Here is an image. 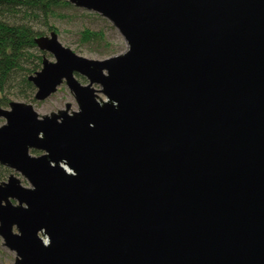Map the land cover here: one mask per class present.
I'll return each instance as SVG.
<instances>
[{
    "label": "water",
    "instance_id": "95a60500",
    "mask_svg": "<svg viewBox=\"0 0 264 264\" xmlns=\"http://www.w3.org/2000/svg\"><path fill=\"white\" fill-rule=\"evenodd\" d=\"M68 1L129 48L91 59L40 35L55 60L35 98L66 82L79 109L0 106V164L31 183L0 181L16 264H264V0Z\"/></svg>",
    "mask_w": 264,
    "mask_h": 264
},
{
    "label": "rangeland",
    "instance_id": "374dc122",
    "mask_svg": "<svg viewBox=\"0 0 264 264\" xmlns=\"http://www.w3.org/2000/svg\"><path fill=\"white\" fill-rule=\"evenodd\" d=\"M55 13V15L50 17L49 24H54L55 27H57V30L55 31L58 33L60 42L83 57L86 56L91 59H106L107 57L125 53L129 48L128 42L126 41L124 35L121 34L118 27L115 26L107 17L96 11H89L71 3V5H61L56 8ZM11 18L20 22L29 21L35 28L44 31L45 35H50V32L52 31V29L47 27L45 17L42 15L38 18L34 14L27 13L26 10H23L19 12L17 16ZM86 28L92 31H102L104 36L106 35L105 41L95 43L86 41L83 42L82 32ZM43 54L48 59L55 60L52 53L50 54L45 52ZM77 77L84 84L89 82L86 76L84 77L81 74H77ZM94 86L96 89L101 88V85L97 83ZM100 96L106 99V96L101 92ZM13 100L26 101L16 97H13ZM30 103L35 105V109L40 115L50 114L54 111L65 109L68 103L72 104L71 110L76 111L79 109L75 95L70 90L66 82L59 86L58 90L53 93L52 96L44 99L43 101L34 99ZM7 108H10V106H7ZM5 122L6 119L4 117H0V125ZM43 153L44 152L40 150H31L32 155H41ZM9 171L10 172H8L5 177L0 179V181L8 180L9 176L15 172L21 179L24 186H31L30 181H28L21 173L14 169H9ZM12 202L17 203L16 200H12ZM16 256V252L5 246L4 239L0 236V264H16Z\"/></svg>",
    "mask_w": 264,
    "mask_h": 264
},
{
    "label": "trees",
    "instance_id": "16d2710c",
    "mask_svg": "<svg viewBox=\"0 0 264 264\" xmlns=\"http://www.w3.org/2000/svg\"><path fill=\"white\" fill-rule=\"evenodd\" d=\"M71 5L68 0H0V106H10L13 97L32 102L36 86L28 78L41 69L45 51L38 49L36 38L44 35L31 22L15 21L11 17L23 10L39 18L45 17L49 29L57 30L49 19L55 15L56 8ZM83 42L105 41L102 31L88 28L82 32ZM9 169L0 165V179Z\"/></svg>",
    "mask_w": 264,
    "mask_h": 264
}]
</instances>
